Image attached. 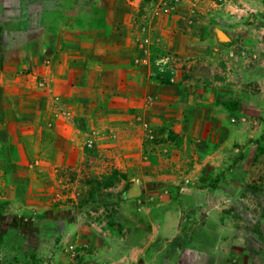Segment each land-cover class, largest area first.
<instances>
[{"label":"rangeland","instance_id":"obj_1","mask_svg":"<svg viewBox=\"0 0 264 264\" xmlns=\"http://www.w3.org/2000/svg\"><path fill=\"white\" fill-rule=\"evenodd\" d=\"M244 243L264 264V0H0V264Z\"/></svg>","mask_w":264,"mask_h":264},{"label":"crops","instance_id":"obj_2","mask_svg":"<svg viewBox=\"0 0 264 264\" xmlns=\"http://www.w3.org/2000/svg\"><path fill=\"white\" fill-rule=\"evenodd\" d=\"M213 245L211 244H208V245H203V246H199L197 245L196 248H198V250H204V251H207L209 254H212L213 252L216 251V248L213 247ZM128 253H130V256L128 258H130V262L133 263L135 260H138V258H143L142 254H144V243L143 242H139V243H134V244H130L128 246ZM202 247V248H200ZM222 249L221 251L223 252V245H221ZM212 248V249H211ZM225 253H226V263L228 264L232 259L235 260V262L237 264H248L246 263L247 260H248V257L246 256H249L250 255V252H251V246L249 245H246V243H244V245H241L239 247L235 246V251L234 252V249H231V248H227V245H225ZM215 250V251H213ZM105 256H101L100 257V261L97 263V264H110L108 262V259L110 258L109 254L105 253L104 254ZM126 257L128 256L127 253L124 254ZM241 256V257H240ZM242 257H243V260H242ZM108 258V259H107ZM246 262H245V261ZM129 261V259H128Z\"/></svg>","mask_w":264,"mask_h":264}]
</instances>
